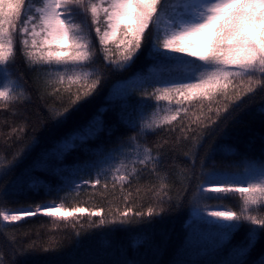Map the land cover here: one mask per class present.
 I'll list each match as a JSON object with an SVG mask.
<instances>
[{
	"label": "trees",
	"instance_id": "trees-1",
	"mask_svg": "<svg viewBox=\"0 0 264 264\" xmlns=\"http://www.w3.org/2000/svg\"><path fill=\"white\" fill-rule=\"evenodd\" d=\"M92 2L99 5L101 0ZM30 6L32 12L28 15L35 17V9L42 6V0H31ZM28 7L29 0H26L14 33L15 63L9 65L11 78L23 85L28 99L8 103L7 107L0 101V172L21 149L25 154L7 175L0 176V189L6 195V199L0 197L3 200L0 210L35 208L37 204L55 202L65 209L99 211L109 220L129 209L133 219L137 212L147 218L149 209L153 213L164 211L159 216L153 215L150 223L121 227H89L90 219L96 222L100 217L88 214L67 220L41 214L6 226L0 221V264H239L241 260L244 264H258L259 258L264 257V233L246 257L236 255L233 250L245 240L250 227L247 222L232 235L229 243H224L223 227L187 222L194 209L189 201L198 182L201 160H205L206 168L215 166L240 173H244L246 167L258 169L264 165V113L260 111L264 107V89L254 82L252 86L257 91L238 101L239 106L228 114V119L218 121V130L199 142L194 137L208 124L207 117L213 116L215 109L222 108L226 101L218 98L222 102L211 105L212 113L208 112L207 100L202 103L184 101L182 105H177L175 99L171 104L163 100L157 103L154 97L141 101L143 90H134L131 86L133 79L154 67L147 50L141 52L131 67L114 70L104 57L107 54L112 59L118 58L119 40L101 45L89 12L79 16L76 22L84 21L96 54L93 67L100 70L105 79L96 95L73 110L67 122L57 125L48 119V109L64 106L68 90L75 93L80 85L69 84L66 77L63 82L55 76L49 77L47 66L30 67L21 55L20 29L24 27V12ZM100 20L103 32L106 28L103 15ZM34 22L30 21L27 27L31 29ZM155 78L167 79L168 73L162 70ZM3 79L0 72V80ZM256 79L264 81L259 76ZM50 80L55 82L49 83ZM234 83L239 85V81ZM162 86H147V92ZM177 107L186 111L176 120L165 122L146 135L140 133L142 116L151 120L155 114L160 123L165 115H175ZM105 108L108 111L105 112ZM98 112H103L104 128L96 136L78 141L74 149L62 153L54 147L55 141L86 125ZM133 143L148 146L153 156L158 152L163 156L157 169L164 176L162 181L151 171V164H129L127 171L108 167L118 165L120 150ZM41 156L43 162L37 163ZM113 157L118 159L113 161ZM132 167L137 169L136 173L131 172ZM121 175L127 179L120 180ZM77 178H84L89 184L71 188L70 182ZM97 179L99 183H94ZM161 183L172 198L163 204L156 196ZM185 185L191 187L181 198L177 193L182 192ZM241 200L238 194H229L227 200L207 203H223L225 209L239 213L241 207L235 205ZM246 214L264 218V209L256 207ZM78 232L81 235H77ZM133 240L140 243L133 246Z\"/></svg>",
	"mask_w": 264,
	"mask_h": 264
},
{
	"label": "snow or ice",
	"instance_id": "snow-or-ice-1",
	"mask_svg": "<svg viewBox=\"0 0 264 264\" xmlns=\"http://www.w3.org/2000/svg\"><path fill=\"white\" fill-rule=\"evenodd\" d=\"M30 2L24 12V27L20 29L23 36L21 55L30 67L47 66L46 75L49 77L55 76L59 82L66 77L69 84L80 85L75 93L68 90V100L64 106H51L48 109V119L57 125L67 122L73 110L96 95L105 79V75L93 67L96 54L84 21L76 22L79 16H86L89 12L101 45H107L110 40H119L121 51L118 58L112 59L107 54L104 57L114 70L123 71L131 67L141 52L147 50L154 67L133 79L131 86L134 90H143L141 101L154 97L157 103L163 100L171 104L175 99L177 105H182L184 101L202 103L207 100L209 113L213 112V103L222 102L218 98L226 101L222 108L215 109L213 116L207 117L208 124L202 126L194 137L199 142L218 130V121H226L228 114L239 106L238 101L257 91L252 86L254 82L264 89V81L256 79L257 76L264 78V0H101L99 5L92 0H42V6L35 9V17L28 15L32 12ZM25 3L26 0H0V72L4 75V79L0 80V101L4 102L5 107L8 103L28 99L23 85L17 79H12L9 71V65L15 63L14 33ZM101 15L106 25L103 32L100 27ZM33 20L35 22L29 29L27 25ZM104 51L107 53V49ZM162 70L168 73V78L156 79V74ZM234 81H239V85ZM154 85L163 86L154 87L148 93L147 86ZM104 111H108V108ZM182 111L186 110L177 107L175 115H165L160 123H157L155 114L151 120L142 116L140 133L146 135L156 131L163 123L176 120ZM260 111L264 113V107ZM103 128V112H98L86 125L55 141L54 147L61 153L74 149L78 141L96 136ZM152 151L146 145L133 143L120 150L118 165L108 167L127 171L129 164H151V171L162 181L164 176L157 169L163 162V156L159 152L153 156ZM24 154L23 149L17 152L12 161L4 165L0 176L7 175ZM112 159L115 161L118 158ZM41 162L43 156L37 163ZM200 166L201 171L196 177L198 182L189 203L200 214L223 226L224 243H229L232 235L247 222L250 227L245 240L233 249L236 255L246 257L256 246L260 234L264 233V218L246 214L256 207L264 209V165L258 169L246 167L244 173L229 172L215 166L206 168L205 160L200 161ZM136 171L132 167L131 172ZM119 179L125 180L127 176L121 175ZM94 183H99V180ZM164 187L161 183L160 191L156 192L160 204L172 199ZM190 187L185 185L177 195L182 198ZM229 194H238L242 198L235 205L241 207L239 213L221 210L226 208L223 203H207L210 200H227ZM0 197L6 199L2 189ZM0 203H3L2 199ZM163 211L153 213L149 209L147 218L137 212L133 219L129 209L109 220L99 211L89 212L85 208L61 210L59 206L37 204L35 210L28 206L0 210V221L6 226L41 214L67 220L87 213L89 217H100L96 222L90 219L89 227H121L150 223L153 215L159 216ZM76 234L81 235L79 232ZM131 243L135 246L140 241L133 240ZM239 264H244V261L241 260ZM258 264H264V257L259 258Z\"/></svg>",
	"mask_w": 264,
	"mask_h": 264
},
{
	"label": "rangeland",
	"instance_id": "rangeland-1",
	"mask_svg": "<svg viewBox=\"0 0 264 264\" xmlns=\"http://www.w3.org/2000/svg\"><path fill=\"white\" fill-rule=\"evenodd\" d=\"M84 181H87V183H83ZM89 184V181L84 179V178H77V179H74L70 182V187L71 188H78V187H74V185H81V186H84V185H88ZM80 186V187H81ZM45 204H48L50 206H59L61 210H64L65 208H63L60 204L58 203H55V202H48V203H45ZM32 210H35V208L31 207ZM221 210H227V209H221ZM87 214V213H85ZM79 216V215H78ZM69 219H72V218H69ZM2 222V221H1ZM209 223V224H217L221 227H223L222 225L218 224V223H214L209 217L205 216V215H202L200 214L195 208L191 211V216L187 222V224H192V225H196L198 223ZM3 223V222H2ZM4 224V223H3Z\"/></svg>",
	"mask_w": 264,
	"mask_h": 264
}]
</instances>
